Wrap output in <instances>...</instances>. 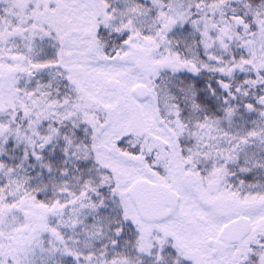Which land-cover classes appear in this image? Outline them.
Here are the masks:
<instances>
[{
  "label": "snow or ice",
  "instance_id": "snow-or-ice-1",
  "mask_svg": "<svg viewBox=\"0 0 264 264\" xmlns=\"http://www.w3.org/2000/svg\"><path fill=\"white\" fill-rule=\"evenodd\" d=\"M0 264H264V0H0Z\"/></svg>",
  "mask_w": 264,
  "mask_h": 264
}]
</instances>
